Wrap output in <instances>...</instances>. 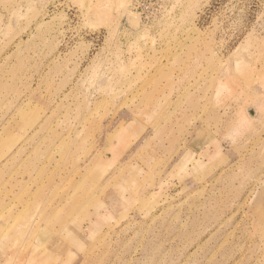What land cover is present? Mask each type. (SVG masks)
Returning <instances> with one entry per match:
<instances>
[{"label":"rangeland","instance_id":"374dc122","mask_svg":"<svg viewBox=\"0 0 264 264\" xmlns=\"http://www.w3.org/2000/svg\"><path fill=\"white\" fill-rule=\"evenodd\" d=\"M0 264H264V0H0Z\"/></svg>","mask_w":264,"mask_h":264}]
</instances>
